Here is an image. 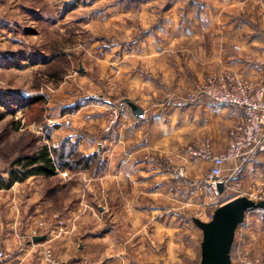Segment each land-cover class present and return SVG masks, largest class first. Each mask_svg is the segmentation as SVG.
Here are the masks:
<instances>
[{"label": "rangeland", "instance_id": "374dc122", "mask_svg": "<svg viewBox=\"0 0 264 264\" xmlns=\"http://www.w3.org/2000/svg\"><path fill=\"white\" fill-rule=\"evenodd\" d=\"M232 2L242 16L264 19V0H0V177L9 181L16 156L43 145L56 147L63 139L75 143L72 150L81 154H97L89 169H60L52 177L33 175L39 177L27 183L22 182L29 177L15 181L8 188L1 187L0 178V251L13 255L4 264L11 260L47 264L44 248L58 250L57 237L72 233L86 216L91 236L115 225L120 227L118 235H129L124 228L129 222L120 221L119 211L129 215L130 202L149 214L139 220L138 232L147 226L154 232L153 254L145 259V254L133 251L135 264L145 260L199 264L203 232L193 218L210 221L218 206L238 196L264 199V169L261 173L257 158L261 153L252 155L253 164L243 176L240 171L226 175L224 167L227 187L217 193L206 180L213 156L222 154L213 153L208 138L192 139L184 151L171 144L162 151L140 142L131 146L123 137L138 128L145 142L154 127L151 117L142 121L134 115L124 122L126 114L133 113L125 99L158 113L161 104L173 97L174 83L166 80V73L175 68L177 74L179 55L184 61L192 54V43L183 41L193 35L208 42V34L199 31L195 36L194 31L231 19L226 10L216 13ZM225 73L264 84L240 72L207 70L190 84L187 98L209 99L203 92L207 80ZM238 123L230 128L229 142ZM183 153L186 164H180ZM196 160L198 164L187 170L186 165ZM135 161L139 186L130 201L127 190L125 195L114 192V172ZM207 161H212L210 167ZM31 191L46 202L36 215L33 204L25 203ZM70 209L75 213L69 215ZM35 231L46 239L34 243L30 235ZM48 234L54 235L53 240ZM28 243L32 250L18 257L17 248ZM90 250L63 260L56 252L55 256L62 262L88 257L101 264L98 247ZM232 259L233 264H264V210L247 213L236 233Z\"/></svg>", "mask_w": 264, "mask_h": 264}, {"label": "crops", "instance_id": "0c3cea01", "mask_svg": "<svg viewBox=\"0 0 264 264\" xmlns=\"http://www.w3.org/2000/svg\"><path fill=\"white\" fill-rule=\"evenodd\" d=\"M232 3V6L228 7L226 5L225 9H218L216 13L219 14L226 10L225 14L231 15V19H228L225 23L214 21L208 26L204 28L198 27L194 31L193 34L195 36H197L199 31H202L200 32L201 34H208V42L194 38L193 35L192 37H186L187 39L183 41L192 43V54L184 57V61L179 55L178 73H174L176 71L174 68L173 71H168L165 77L169 83H174L173 90L170 89L173 97L169 99L167 104H161L162 106L157 111L158 113H154V115L149 113L148 110H144L145 114L141 120L149 121L152 119L154 126L151 129L152 133L148 141H146L147 139L145 142L140 140L138 128L130 130L128 134L123 133V137L131 143V146L140 142V144H146V147L151 146L162 151H167L170 149L171 144L174 145L173 147L184 151L192 139L197 138L202 140L208 138L212 143L211 148L213 153L223 154L226 151L230 128L235 123L244 119V110L235 105L217 103L207 98L199 97L189 100L186 93L191 83L201 79L203 72L213 69L240 72L255 81H264V19L261 18L260 22H258L250 15L242 16L240 11L237 10L236 3ZM215 18L217 19L218 15ZM132 117H134L133 113H127L124 122L130 121ZM258 156L260 157L257 158H261L262 173V169H264V152H261ZM182 158L180 159V164H186L185 153H183ZM253 159L254 156L244 155L239 161L227 162L225 164L226 175L230 176L240 171V174L243 176L244 173L248 172L249 167L252 166ZM135 162L134 165L120 166L114 172L116 175L113 183L114 192L118 194V192L122 191L125 195V190H127L130 201L137 196L139 186L137 173L140 169L138 162ZM194 162L193 164L186 165L187 170H190L191 165L198 164L196 163L198 162L197 160ZM206 163L210 167L212 161H207ZM38 177L31 176L22 183L31 182L30 180ZM102 184H104L103 186L107 185L105 180ZM109 186H111V183ZM159 186L164 190L165 183L162 182ZM36 187L37 190L35 191H38L39 187ZM151 189L152 187H150L149 191L150 196L153 194ZM35 191H31L28 194L25 202L33 204V215L39 214V212L44 211L46 208V202L39 195L37 196ZM84 201L83 198H79V204H83ZM130 203L129 208L127 207L129 215H126V212L122 213L121 210L119 211L123 215V220L121 219L120 221L129 222V226L124 227L128 230L129 235L125 233H121V236L118 235L119 232L117 230L120 227L118 228L115 225L113 229L105 230L95 235L92 234L93 236H91V233L88 232L89 227L86 225L88 224L87 216L83 217L82 221L78 220L76 222V229L72 233L57 237L56 243L59 245V248L55 252L60 256V259L62 257L73 258L78 256V253L82 255L88 254L91 251L90 247L93 246L98 247V251L102 253L101 264H135L131 258L133 251L134 253L140 252L145 254V259L148 254L152 255L155 250L152 227L150 226V229H148L147 226L144 231L138 232V229H141V226L140 228L138 227L139 220L146 219L149 214L147 210L145 213L139 212L136 207H133L132 202ZM79 208L80 206L76 209ZM72 209L69 210V215L75 213L76 210ZM48 237L53 240L54 235L51 234ZM76 239L79 242L78 246L76 245ZM161 240L163 242V239ZM36 246L39 245L36 244ZM26 250H32L30 243L25 247L19 246L17 248L18 257L23 258L22 255L25 254ZM12 258L13 255L11 256ZM6 264H20V262L11 260ZM31 264L41 263L35 260ZM145 264H148L146 260Z\"/></svg>", "mask_w": 264, "mask_h": 264}, {"label": "built area", "instance_id": "2783aa9c", "mask_svg": "<svg viewBox=\"0 0 264 264\" xmlns=\"http://www.w3.org/2000/svg\"><path fill=\"white\" fill-rule=\"evenodd\" d=\"M208 98L217 103L235 105L244 110L242 119L231 131V138L226 152L213 156L206 183L219 193L218 184L227 187L228 178L224 175L227 161H237L244 155L264 152V84H256L234 73H225L209 77L203 89ZM39 235L36 231L31 234ZM47 264H93L88 257L76 260L59 261L51 246L44 248ZM10 254L0 251V264L10 259Z\"/></svg>", "mask_w": 264, "mask_h": 264}, {"label": "water", "instance_id": "95a60500", "mask_svg": "<svg viewBox=\"0 0 264 264\" xmlns=\"http://www.w3.org/2000/svg\"><path fill=\"white\" fill-rule=\"evenodd\" d=\"M137 118L144 117V109L131 99H125ZM219 193H224L225 184H218ZM264 209V199L254 200L248 196H238L218 206L210 221L194 217L193 221L203 232L201 260L199 264H233L232 249L239 226L248 212ZM46 235L33 237L35 243L44 241Z\"/></svg>", "mask_w": 264, "mask_h": 264}, {"label": "trees", "instance_id": "16d2710c", "mask_svg": "<svg viewBox=\"0 0 264 264\" xmlns=\"http://www.w3.org/2000/svg\"><path fill=\"white\" fill-rule=\"evenodd\" d=\"M74 145L75 143L71 142L70 140L63 139L56 147L43 145L33 153H24L16 156L10 163L11 169L9 171V181H6L0 177L2 181L1 187L8 188L15 181H23L33 175L52 177L55 176L60 169L73 170L78 168H91L95 158L97 157V154H81L76 150H72ZM52 191L53 189L49 188L48 194L52 195Z\"/></svg>", "mask_w": 264, "mask_h": 264}]
</instances>
